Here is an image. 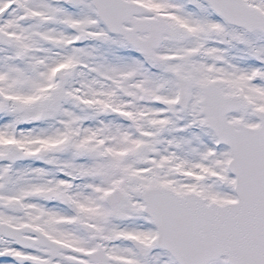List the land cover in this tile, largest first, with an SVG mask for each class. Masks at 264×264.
Listing matches in <instances>:
<instances>
[{
    "label": "snow or ice",
    "instance_id": "snow-or-ice-1",
    "mask_svg": "<svg viewBox=\"0 0 264 264\" xmlns=\"http://www.w3.org/2000/svg\"><path fill=\"white\" fill-rule=\"evenodd\" d=\"M0 264H264V0H0Z\"/></svg>",
    "mask_w": 264,
    "mask_h": 264
}]
</instances>
